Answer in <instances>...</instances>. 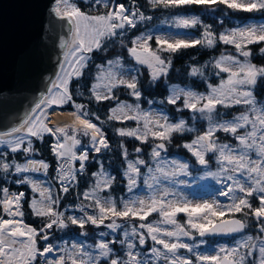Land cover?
Instances as JSON below:
<instances>
[{
  "label": "snow or ice",
  "instance_id": "6c2138e0",
  "mask_svg": "<svg viewBox=\"0 0 264 264\" xmlns=\"http://www.w3.org/2000/svg\"><path fill=\"white\" fill-rule=\"evenodd\" d=\"M86 3L89 9L96 7L95 14L91 11H82L75 0H54L53 14L69 21V31L72 34L70 41L63 37L60 38V47L66 51L65 61L60 65V72L57 74L58 83H53L52 87L47 89V94L41 96L39 102L30 109L31 115L26 116L23 122L0 128V172L4 174V178L14 172L18 176V179L13 181L14 183L30 185L33 193L39 192V199L33 196L29 201V207L34 215L44 221L43 227L39 230L25 224L22 211L25 193H14L8 187L0 186V212L3 213L0 215V264H39L38 258H43L44 264H100L101 258H104L108 264H141L137 259L138 254L133 252L136 244L127 238L130 235L136 237L138 230L145 228L147 229L146 235L155 244L162 245L167 253H171L169 257L156 247L151 249L155 257H163L167 264H204V262H209V264H264V100H258L255 94V86L260 79H264V66H257L251 62V50L247 48L250 44L264 42V22L258 27L247 25L218 35L211 31L210 26L204 25V31L199 38L139 35L130 41L132 46L127 47L128 53L136 63L146 65L151 69L150 80L155 83L167 75V70L172 63L170 57L181 50L201 45L210 48L218 42L234 46L236 54H221L214 62V67L219 69L216 74L219 76L221 73H227L226 80L221 78L217 86L207 84L210 91L206 94L184 91L181 96L180 92H174L167 100V103L176 105L177 101L182 99L183 109L199 113L200 118L207 121L206 131L197 134L183 147L196 157L198 164L205 166L209 163L206 155L218 153L216 160L219 170L206 172V175L219 177L223 174L226 179L233 181V186L229 187L228 192L221 193V195L232 194L231 204L225 206L204 202L193 206L187 201L183 203L165 201L163 197L170 193L168 189H164L161 197H152L150 203L140 199L139 207H135L136 201L124 202L123 209L118 210L115 200L108 198L102 201L98 196V192L103 188H110L115 179L100 171L91 173L97 178L96 183L90 192L83 193L86 199L92 197L93 206L98 209L99 215L89 214L81 207L82 216H65L55 209V205L60 200L59 196L53 197L50 188L43 187L40 182L22 175L41 171L47 174L50 168V164L44 160L26 159L24 163L16 161L15 155L18 153H22L27 158L35 152L33 137L41 142L46 135L54 138L50 150L57 161L56 179L60 181V188L64 193L69 192L71 182L77 181L78 173L85 172L86 163L90 159L88 149L82 146L81 137L89 138L91 150L96 153L110 147L102 127L88 119L89 112L85 110V106L75 101L69 88L70 80L72 77L82 76V69L86 68L90 59L88 54L94 50H102L106 39L122 35L128 27L136 28L137 20L146 21L151 17L135 7L134 0L131 8L123 3H117V0H86ZM148 3L154 9L168 10H176L185 6H203L214 10L213 6L225 5L233 11L249 13L264 11V0H148ZM101 6L103 11L99 10ZM200 23V18L195 15L189 17L178 15L175 20V26L183 28L197 27ZM152 42L157 47L153 48ZM260 52L264 55V48ZM69 56L73 59L69 60ZM241 56L244 57L243 61L240 59ZM112 63L109 61V64ZM190 75L192 77L203 76L204 72L201 68L192 67ZM95 81L90 85L89 99L97 102L116 101V106L109 109L111 115L107 116V120H131L137 123L135 128L128 130L116 128L115 132L122 138H134L145 144L149 143V137L161 141L150 148L151 159L157 161L155 171L164 178L186 175L189 167L187 163L172 160L169 166V162L161 157V150L166 149V142H170L174 133L192 131L191 128L186 127V121L179 119L178 122H169L168 116L154 118L144 113L139 104L133 106L119 101L114 95V90L119 86L127 88L129 95L136 97L137 100L140 99L141 90L136 77L125 79L110 71L107 78L98 75ZM9 103H11L10 97L0 98V107ZM66 104L72 105V115L75 117L73 123L64 126L55 124L49 126L52 123L49 119L52 113L48 110L54 105L59 108ZM217 105L225 108L243 105L245 110L230 120L219 122ZM95 119L99 121L100 117L97 115ZM141 121H143L142 126ZM249 126L250 130H245L243 133L239 131ZM218 130L231 133L239 141V146L242 148L239 155L234 154V149L230 144L218 143L214 138ZM78 146L81 147L78 149ZM120 148L123 157L127 159L126 146L121 144ZM134 151L139 154L143 148L137 147ZM249 151H254L257 158L252 159L248 154ZM9 154L13 155L12 160H8ZM77 161L79 162L78 168L74 166ZM146 164L147 161L139 156L135 161L127 160L124 175L127 177L129 190L136 185L137 178L141 174L139 166ZM225 164L231 167H226ZM238 171L247 173L246 183H241L231 174ZM148 172L153 173V169L149 167ZM149 179L159 182V177L152 174L144 181L149 188H152ZM237 191L242 195H235ZM253 199L259 201L258 205L252 203ZM153 213H158L164 223L174 225L175 230L161 229L152 223L144 222H141L138 228L132 227L130 233L127 231L124 233L125 239L119 241L122 246L126 245L124 253L126 259L113 255V247L110 244H114V241L97 243L95 247L99 252L96 256L84 251L82 246L73 245L75 252L69 253L66 249H62L64 255L56 259L48 258L54 252V246L48 243L49 237L46 230L53 228L54 225L66 228L70 223L83 229L89 223L103 224L104 220L110 216L138 217L141 221H145ZM178 213H187L188 227L196 229L201 237L206 234L244 232L250 227L251 220L256 221V234L245 235L236 242L235 247L221 246L214 254H197L195 260L177 256L178 249H187L188 252H192L191 246L179 242L169 243L160 236L176 237L178 240L181 235H190L188 228L178 222L176 218ZM226 213H240L241 217L214 222L224 217ZM107 227L115 231L120 225L113 220L107 224ZM100 235L106 234L100 233ZM146 235L143 232L139 233V245H145ZM41 240L45 242L42 246L39 243Z\"/></svg>",
  "mask_w": 264,
  "mask_h": 264
},
{
  "label": "rangeland",
  "instance_id": "374dc122",
  "mask_svg": "<svg viewBox=\"0 0 264 264\" xmlns=\"http://www.w3.org/2000/svg\"><path fill=\"white\" fill-rule=\"evenodd\" d=\"M132 6H133V2L129 5H126V7H129V8H131ZM135 7L139 8L141 10V8L137 4H135ZM190 7H196V6H190ZM213 8H214V10L210 9V8L203 7L201 9V11H203L205 13L204 17H202L196 13H193V12H188V11L184 10V8L181 10H178L176 12H174V10H171V11L167 10L168 12L166 11L163 14L162 19L156 23V26H153L151 29L142 31L139 35L151 34L153 36H163V37L172 36V37H176V38H183V37L199 38L204 31V25L210 26L211 31L218 35L219 33L228 32L233 28L245 27L247 25L258 27L262 22H264V20L252 19V20H249L246 22H238L235 26L226 28L223 24L222 16L220 15V13L217 12V7L213 6ZM178 15H182L184 17H189V16H193V15L198 16L200 18L201 23L197 27H189V28L176 27L175 26V20H176V17ZM146 16H149V15H146ZM209 16L212 17L211 22H209L207 19V17H209ZM141 22L144 23L145 21L137 20V23H141ZM129 28H131V27H129ZM125 32H127V31H125ZM108 40L109 39H106L103 42V44L105 42H107ZM254 45H256V48L254 47L255 50H253V48H252ZM152 46H153V48L157 47L154 42H152ZM225 46L228 47L229 52H221L218 55L213 56L212 58H210L208 60L192 63L189 67V76L190 77H192L190 75L192 67H198V68L202 69V71L204 72L203 76H197V77H192V78L196 79L198 82H201V81L204 82L206 84V90H199V89H196V88L190 86L189 84L176 82V83L171 84L168 87V91H167V94L165 97L152 99L149 102V105L144 106L140 102V99L137 100L136 97L131 96V95H130L132 98L131 100H128V99L121 100V102H126L127 104L133 105V106H135L136 104H139L140 109L144 113H147L154 118L160 117V116H168L169 122H178L179 119H184L186 121V127L191 128L192 131H185L183 133H174L170 142H166V150H161V157L163 158V160L169 162V166H170V162L172 160H177L180 163H187L189 165L188 170H187V174L186 175L180 174V175L173 176L170 178H164L163 176H161L160 173L155 171L156 167H157V161L151 159L150 148H149L148 155L147 154L144 155V151H142L141 153H139V154L136 153L135 156L129 158L130 160L135 161L137 159V156H139V158L145 159L147 161L146 165H140L139 166L140 170H141V174L137 178L136 185L134 187H132L131 190H129L128 183H127V177L124 175V172L126 171V168H127L126 167L124 169V172H123V176L125 178L126 186H127L126 193L114 194L111 191V187L110 188H103V190L98 192V196L102 201L105 199H108V198L115 200L117 207H118V210L123 209L124 202L136 201L137 203L134 206L139 207L138 201L140 199H143L146 202L150 203L152 197L160 198L162 193H163V190L168 189L170 194L166 197H163V199L165 201H179L181 203H183L184 201H187L188 203H190L193 206L196 204H202L204 202L215 203L218 205H225V206L232 203V199L226 200V201H223L221 199L220 187H221L222 183H225L224 185H226L227 184L226 182L229 183L230 186L227 184L229 187H232L233 181L226 179L223 174H221L219 177H213V176H207L206 175V172H209V171L217 172L219 170V165L217 164V160H216V156L218 155V153L215 155L214 154H212V155L207 154L206 159H208L209 163L206 166L205 165H201V166L195 165L194 171H192L191 170L192 169L191 162L185 156H183V154L178 152V148H179L180 144L177 143V140H176V142H173V137L176 134H178L179 136L185 135V134H190V135L195 134V136H192V138L186 143L191 142V140L197 136L198 132H200L201 124L203 125V127L205 129L204 131H206L207 126H208L207 121L204 119H201L199 113H193L189 109H183L182 99L178 100L176 105H171V104L167 103V100L169 99V97H171L174 94V92H180L181 96H182V93L184 91H196L199 93H205L206 94L208 91H210V89L207 88V84L210 83L213 86H217V85H219L221 78H224L226 80L228 74L227 73H221L218 76L216 73L219 71V69L214 67V62H215V60H217L221 56V54H225V55L236 54L234 46L233 45H225L222 42H218L213 47H210V48H217L218 47V50L222 51V50H224ZM195 47H205V46L201 45V46H195ZM247 48L251 50V56H253L254 54L255 55H262L260 50L262 48H264V42L250 44L247 46ZM88 56L90 57V53L88 54ZM128 59L131 62L124 61L122 59V57H117L115 59L110 60L113 63L109 64V62H108L105 66H103L99 75L107 78L108 73L111 71L112 73L117 74L118 77L122 76L125 79H131L132 77L137 78L138 74L141 73V70H142L141 65L136 63V61L130 55H129ZM240 59H241V61H243L244 57L241 56ZM144 66H146V65H144ZM119 87H123V86H119ZM141 96H142V94H141ZM256 98L258 99V97H256ZM115 106H116V104L113 107H115ZM238 106L244 107L243 105H238ZM223 108H225V107L217 105V111L219 113V116H217V120L219 122H223L224 120H230L232 117H234L240 113V112H238V113L236 112L234 115H227L226 110H224ZM232 108L233 107L226 108V109H232ZM85 110L87 111V109H85ZM132 114H134V113H132ZM90 117L91 116L89 113V116L87 118L92 120ZM123 121H127V120H123ZM92 122L94 123V121H92ZM133 122H135V121H133ZM142 124H143V121L140 122L141 126H142ZM135 127H137V123L131 127H126L124 129L128 130V129H132ZM240 130H241V133H243L245 130H250V126L247 129H240ZM203 132H201V133H203ZM220 132L221 131L218 130L214 136H218V133H220ZM229 134L232 135L231 133H229ZM217 141H218V143L223 144V142H221L219 140V138ZM159 142H161V141L158 140L156 143H159ZM228 144H230V143H228ZM230 146L234 149V154H236V155H239L240 152L242 151L241 146H239L238 140H237V143L230 144ZM78 154H79V152H78ZM248 154L252 157V159L257 158L255 156L254 151H249ZM33 159L37 160V161L43 160V159H37V158H33ZM45 162H47V161H45ZM74 166L76 168H78L79 162L78 161L75 162ZM225 166L231 167V165H227V164H225ZM149 167L153 169V173L148 172ZM100 171H103V173L106 174L107 176L114 177L108 170H106L104 168H100V170L98 172H100ZM55 173H56V171H55ZM24 174H25V176H28L30 179L35 180L37 182H40L43 187L50 188L53 197L59 196L60 192L62 194L64 193L61 191L60 181L58 179H56L57 184H53L52 181L48 178V175H47L48 172H47V174H44L42 171L41 172H29V173H24ZM152 174H155L156 176L159 177V182H153L151 179H149V183L152 184V188H149L148 185L144 183V181H145V179L149 178ZM231 174H233L236 177V179L238 181H240L241 183L247 182V173L246 172H239L238 171L236 173H231ZM101 179H102V177H101ZM96 180H97V178H96ZM76 183H77V181L71 182L70 187L76 185ZM95 183H96V181H95ZM3 187H8V186L5 185ZM92 188H93V186L91 188H89L86 192H90ZM10 191L14 192V193H18L16 191L11 190V189H10ZM36 194H37V196H35V197L37 199H39V192H36ZM235 195L240 196L242 194L237 191L235 193ZM224 197L226 198V196H224ZM227 199H229V198H227ZM87 200L90 202V204H88L86 207L81 205L80 203H78L76 206H73V207L68 206L72 210L71 216H75V217L82 216L83 213L80 211L81 207H83L85 209V211L88 212L89 214L99 215L98 209L93 207L94 202H93L92 197L90 196L89 198H87ZM55 209H56V211H58L60 213L64 212V210L60 211L58 209V204L55 206ZM22 211H23V209H22ZM151 215L149 217H147V219L145 221H136L135 218L134 219L133 218H117V217H111L110 216V221H107L105 219L103 224H99V225H104L106 228L105 229H99L97 231V233H96L97 234V242L96 243H90L89 241L86 240L85 237L75 238V239L70 240V241L63 240L60 243H58L56 246H54L55 252H53L52 255L49 256L48 258L49 259H56L60 255H64L65 253L63 251H61L62 249H66L69 253L75 252L76 249H73V247H72L73 245L82 246L84 251L91 252L93 256H96V255H98V252H99V250L96 249V247H95V245L97 243H99L101 241H105V242L114 241L115 242L114 244H110V246L113 247V255L119 256L122 259H126L127 257L124 255V253L126 252V245L122 246L119 243V241L125 239L124 233L126 231L130 233L132 227L136 226L138 228V225L141 222H144V223H152L154 226L159 227L161 229H167L169 231L175 230L174 225L164 223L163 218L161 216H159L158 213H153ZM153 216L156 218H153ZM197 216H199V214H197ZM233 216L234 215H232V213H226L224 218L233 217ZM5 218H9V217L5 216ZM136 218H138V217H136ZM176 218H177L178 222L184 224V226L186 228H188V231L190 232V234L194 235V238L190 239L189 235L188 236L181 235L178 238V240L176 237H166L163 235H161L160 238L167 240L169 243L179 242V243H185V244H188L189 246H191L192 252H188L187 249H178L176 255L181 256V257H187V258H190L192 260H195V256L197 254H214L219 250V248L221 246H224L226 248L235 247L236 242L238 240H241L247 234H253L246 229L244 232H242L236 236L229 237V238L214 237L215 240L211 241V240H209V238L199 236V232L196 229H191L188 227V225L186 223V221L188 219L187 213H178ZM221 219H223V218H221ZM108 220H109V218H108ZM113 220H115V222L120 225V227L117 228L115 231H113L112 229L107 227V224L111 223ZM23 221H24V219H23ZM24 223L27 224L25 221H24ZM27 225H30V224H27ZM140 232H143L146 235L147 229L146 228L145 229H139L136 237H133L130 235L127 239L130 240L132 243L136 244V247L133 249V252L135 254H138L137 259L141 262V264H167V262L165 261V259L163 257H160V258L155 257L152 254L151 249L153 247H156V248L160 249L162 253H166L169 257H171V253H167L162 245L155 244V242H153L151 240V238L148 237L147 235H146L145 245H139L138 236H139ZM100 233H105L106 235L101 236ZM100 264H108V262L104 258H101ZM204 264H209V262H204Z\"/></svg>",
  "mask_w": 264,
  "mask_h": 264
},
{
  "label": "trees",
  "instance_id": "16d2710c",
  "mask_svg": "<svg viewBox=\"0 0 264 264\" xmlns=\"http://www.w3.org/2000/svg\"><path fill=\"white\" fill-rule=\"evenodd\" d=\"M75 2L80 6L81 10L84 12L91 11L92 14H95L97 9L93 6L91 9L88 8L86 0H75ZM133 2V0H117V3H123L125 5H129ZM134 2L141 8V10L151 15L150 20H146L144 23H138L136 28H127V32L123 33V35L110 38L107 42L103 44L102 50H94L90 53V59L87 63L86 68L82 69L81 77H72L70 80L69 88L73 94V97L77 103L83 104L85 109L90 113V118L94 123L98 126H101L105 131L110 147L106 150H102L100 153H96L91 150L90 141L88 137H81L82 146L87 148L89 151L90 159L86 163V170L83 173H78L77 183L76 185L70 187L68 193H59V203L58 209L64 210L63 214L65 216H71L72 210L67 209L68 206H76L80 203L83 206H87L90 202L84 197L83 193H85L89 188L93 186L96 181V177H93L91 173L98 172L100 168H104L108 170L114 176V182L111 185V191L114 194H124L126 193V181L123 176L124 169L127 167V160L136 155L134 151L135 148L141 146L143 147L144 155H148L149 148L154 146L158 140L152 139L149 137V143H142L134 138L128 137H120L116 132V128H126L131 127L135 122L131 120L127 121H108L107 116L111 115L109 111L112 108L116 101H100L97 102L94 99H89L90 85L95 83V77L99 75L103 66H105L110 60L115 59L117 57H122V59L126 62L129 61V53L127 51V47H131L130 41L135 39L142 31L151 29L153 26H156V23L162 19L163 14L168 9L163 8H152L149 6L148 0H134ZM188 12L196 13L202 17H204V12L201 11L203 6L196 7H181L179 9L174 10V12L183 9ZM103 11V8L99 9ZM171 11V10H170ZM168 12V11H167ZM217 12L223 18V24L226 28L235 26L238 22H246L252 19L255 20H264V11H255V12H243V11H233L228 9L225 5H220L217 7ZM208 21H212V17H207ZM123 42V43H122ZM256 45L252 48L255 50ZM228 47L225 46L224 50H218L217 48H208V47H190L186 50H181L178 53L172 55L170 57L172 63L171 66L167 70V75L158 79L155 83L150 80V72L151 70L144 65H141V73L138 74L139 87L141 90V98L140 102L145 106L149 105V102L152 99L163 98L166 96L168 87L173 83H184L189 84L190 86L199 89L206 90V84L204 82H198L196 79H193L189 76V67L192 63L205 61L213 56L218 55L221 52H229ZM251 61L257 66H264V55H253L251 56ZM215 82V81H214ZM129 90L125 87H118L114 90V95L119 99V101L123 99L131 100V96L128 94ZM255 94L259 100L264 99V79H260L257 85L255 86ZM62 108H72V105L66 104ZM227 115H234L236 112H242L245 110L244 107L235 106L232 109H226ZM225 114V113H224ZM100 117V120L97 121L95 119L96 116ZM205 129L201 124V130L198 132L200 134ZM241 132V130H240ZM192 136L195 134H185L179 136L176 134L173 137V142L180 144L178 148V152L183 154L192 164V171H194V166H201L197 163L196 158L189 152L183 145L188 142ZM219 140L223 143L234 144L237 143V140L233 135L229 133L220 132L218 133ZM35 152L29 157H25L22 153H18L15 155V159L17 162L24 163L26 159H43L50 164V168L48 169V178L52 181L53 184H57L56 180V165L57 161L54 158L50 146L53 137L45 136L43 142L37 140L36 138H32ZM124 144L127 148L128 157L125 159L122 155V150L120 145ZM81 146L78 147V149ZM13 155L9 154L8 160H12ZM102 166V167H101ZM214 167V166H213ZM25 175V174H22ZM18 179V176L12 172L7 178H4V174L0 172V186H8L9 189L16 192H24L25 200L22 201V209L24 212L23 219L26 223L32 225L37 230L43 227V220L40 217H37L33 214L31 208L29 207V201L33 196H37L36 193L31 191L30 185H21L18 183H14L13 181ZM252 203L254 205H258L259 201L257 199H253ZM56 206V205H55ZM94 207V206H93ZM0 215H3L0 212ZM234 216L241 217L240 213L232 214ZM152 216V215H151ZM225 217V216H224ZM222 217V218H224ZM153 218H156L153 216ZM134 219V218H133ZM221 219V218H219ZM218 219V220H219ZM107 221H110V218H106ZM136 221H141L139 218H135ZM104 225H92L86 224L83 229H81L78 225H72L69 223L68 227L60 228L59 225H54L53 228L47 229V235L49 237L48 243L56 246L63 240L70 241L75 238L85 237L87 241L90 243L97 242V231L99 229H105ZM247 230L253 234H256V221H250V227ZM209 240L213 241L214 238H209ZM40 245L42 246L45 242L40 241ZM149 247V246H148ZM39 264H44L43 258H38Z\"/></svg>",
  "mask_w": 264,
  "mask_h": 264
},
{
  "label": "water",
  "instance_id": "95a60500",
  "mask_svg": "<svg viewBox=\"0 0 264 264\" xmlns=\"http://www.w3.org/2000/svg\"><path fill=\"white\" fill-rule=\"evenodd\" d=\"M53 7L54 0H0V98H11V103L0 107V128L23 122L47 89L58 83L66 51L60 47V38L70 41L72 34L69 21L56 17ZM238 234L203 237L229 238Z\"/></svg>",
  "mask_w": 264,
  "mask_h": 264
},
{
  "label": "bare ground",
  "instance_id": "6f19581e",
  "mask_svg": "<svg viewBox=\"0 0 264 264\" xmlns=\"http://www.w3.org/2000/svg\"><path fill=\"white\" fill-rule=\"evenodd\" d=\"M72 112H73V108H60V109H57V110L53 111L52 114H51V116H52V119H51L52 124H59V123H62V122L73 123L75 117L72 115ZM226 183L229 185L228 182H226ZM224 184L225 183H222V185L220 187L221 193L222 192H225V193L228 192V189H229L230 185L228 186L227 184L226 185H224ZM231 195L232 194L229 193L228 195H224V196H226V198L223 195H221L220 197H221V199L223 201H226V200H230L231 199ZM227 198H229V199H227Z\"/></svg>",
  "mask_w": 264,
  "mask_h": 264
},
{
  "label": "crops",
  "instance_id": "0c3cea01",
  "mask_svg": "<svg viewBox=\"0 0 264 264\" xmlns=\"http://www.w3.org/2000/svg\"><path fill=\"white\" fill-rule=\"evenodd\" d=\"M64 106H65V105H64ZM64 106H62V107H64ZM62 107H59V108H58L57 106L54 105V106H52L48 111L52 113L53 111H55V110H57V109H60V108H62ZM53 109H54V110H53ZM49 119L51 120V119H52V116H50ZM71 124H72V123H68V122L65 123V122H62V123L55 124V125L64 126V125H71ZM49 126H52V123H51Z\"/></svg>",
  "mask_w": 264,
  "mask_h": 264
}]
</instances>
